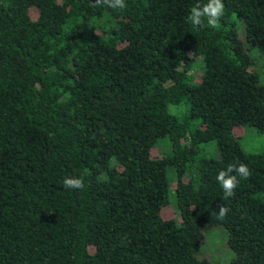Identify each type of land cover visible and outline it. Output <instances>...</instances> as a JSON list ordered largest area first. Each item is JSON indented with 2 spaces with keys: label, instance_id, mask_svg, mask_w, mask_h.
I'll list each match as a JSON object with an SVG mask.
<instances>
[{
  "label": "trees",
  "instance_id": "16d2710c",
  "mask_svg": "<svg viewBox=\"0 0 264 264\" xmlns=\"http://www.w3.org/2000/svg\"><path fill=\"white\" fill-rule=\"evenodd\" d=\"M125 2L0 0V264H211L217 225L233 264H264V154L234 134L264 133V0H223L219 30L186 22L207 0ZM239 163L251 176L223 200L215 177ZM170 169L181 221L163 215Z\"/></svg>",
  "mask_w": 264,
  "mask_h": 264
},
{
  "label": "rangeland",
  "instance_id": "374dc122",
  "mask_svg": "<svg viewBox=\"0 0 264 264\" xmlns=\"http://www.w3.org/2000/svg\"><path fill=\"white\" fill-rule=\"evenodd\" d=\"M243 28L241 33L245 34L244 22H241ZM250 55L253 60L251 68L256 70L260 77V82L264 84V49L261 47L250 49ZM196 79L201 78V66L196 67L192 72ZM188 109V105L182 103L180 105L171 104L169 110L175 114H181ZM234 134L238 137L243 148L251 153L264 154V133L259 132L256 128L248 126H237L234 129ZM161 144V143H160ZM203 154L210 157L219 155V149L216 141H211L203 146ZM167 154L165 146L160 145L155 147L152 151L154 157H163ZM169 178L171 180V197L170 204L164 209L163 215L165 218H176L181 221V213L177 205L175 188L177 186V179L174 169L169 170ZM205 239L198 247V256L200 258H207L211 264H233L235 252L229 244V231L224 225H217L214 227H204Z\"/></svg>",
  "mask_w": 264,
  "mask_h": 264
},
{
  "label": "clouds",
  "instance_id": "9594fccd",
  "mask_svg": "<svg viewBox=\"0 0 264 264\" xmlns=\"http://www.w3.org/2000/svg\"><path fill=\"white\" fill-rule=\"evenodd\" d=\"M101 5H106L108 8L114 10H124L127 7L125 0H94L92 6L99 7ZM224 9L225 5L223 0H207V3L203 5L197 3L190 8L186 22L197 28L207 26L219 30ZM250 176L251 171L245 163L228 164L226 169L220 170L215 179L222 188V199L228 200L230 197H234L240 179H248ZM63 184L66 189L83 190L85 187L83 176L66 177ZM229 211L230 208L228 206L221 204L219 211L212 215H215L217 220L223 221L226 219Z\"/></svg>",
  "mask_w": 264,
  "mask_h": 264
}]
</instances>
